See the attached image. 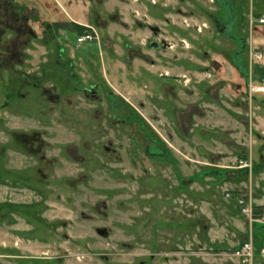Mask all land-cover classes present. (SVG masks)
Instances as JSON below:
<instances>
[{"label": "rangeland", "instance_id": "1", "mask_svg": "<svg viewBox=\"0 0 264 264\" xmlns=\"http://www.w3.org/2000/svg\"><path fill=\"white\" fill-rule=\"evenodd\" d=\"M263 73L264 0H0V264H264Z\"/></svg>", "mask_w": 264, "mask_h": 264}, {"label": "built area", "instance_id": "2", "mask_svg": "<svg viewBox=\"0 0 264 264\" xmlns=\"http://www.w3.org/2000/svg\"><path fill=\"white\" fill-rule=\"evenodd\" d=\"M96 38L94 33L92 31H86L80 35L77 36V43L82 44L87 41H93ZM248 88L250 91V94L256 95V94H264V77L259 81L250 80L248 84ZM241 167H248L249 164L245 161H241Z\"/></svg>", "mask_w": 264, "mask_h": 264}, {"label": "trees", "instance_id": "3", "mask_svg": "<svg viewBox=\"0 0 264 264\" xmlns=\"http://www.w3.org/2000/svg\"><path fill=\"white\" fill-rule=\"evenodd\" d=\"M73 27H74V29L77 30L78 33H84V31H86L88 29L87 27H85L83 25H79L77 23H73ZM54 28L56 31H58L60 28H63V26L60 22L55 21L54 22ZM263 77H264V73L261 74V77L258 79V81L261 80ZM260 208H264V205H254V207H253V209L255 211L259 210Z\"/></svg>", "mask_w": 264, "mask_h": 264}]
</instances>
